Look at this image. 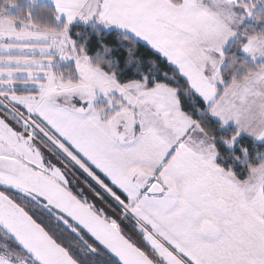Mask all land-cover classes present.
I'll list each match as a JSON object with an SVG mask.
<instances>
[{"label": "snow or ice", "instance_id": "1", "mask_svg": "<svg viewBox=\"0 0 264 264\" xmlns=\"http://www.w3.org/2000/svg\"><path fill=\"white\" fill-rule=\"evenodd\" d=\"M0 264H264V0H0Z\"/></svg>", "mask_w": 264, "mask_h": 264}]
</instances>
